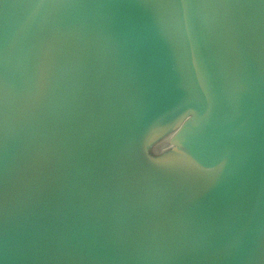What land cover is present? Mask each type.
Wrapping results in <instances>:
<instances>
[{
  "label": "clouds",
  "instance_id": "obj_1",
  "mask_svg": "<svg viewBox=\"0 0 264 264\" xmlns=\"http://www.w3.org/2000/svg\"><path fill=\"white\" fill-rule=\"evenodd\" d=\"M186 115H188V114H185L184 116H186Z\"/></svg>",
  "mask_w": 264,
  "mask_h": 264
}]
</instances>
